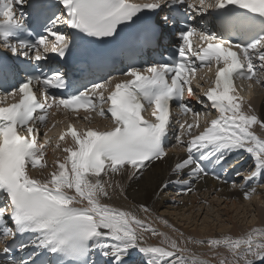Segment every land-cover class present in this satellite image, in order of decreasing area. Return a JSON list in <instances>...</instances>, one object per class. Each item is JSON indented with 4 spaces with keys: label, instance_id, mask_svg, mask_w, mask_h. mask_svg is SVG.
Masks as SVG:
<instances>
[{
    "label": "snow or ice",
    "instance_id": "1",
    "mask_svg": "<svg viewBox=\"0 0 264 264\" xmlns=\"http://www.w3.org/2000/svg\"><path fill=\"white\" fill-rule=\"evenodd\" d=\"M173 34L171 55L137 66ZM194 34L202 41L195 48ZM0 41L7 50L0 52V264H196L194 256L184 255L189 249L180 246L183 239L158 232L132 211L101 203L111 199L113 186L105 176L131 168L129 179L135 180L154 162L173 159L167 144L176 124V144L186 146V153L169 163V178L157 181L152 195L162 196L169 187L190 193L195 181L209 175L221 180L215 168L226 172L233 152H246L254 164L239 185L244 199L264 181V137L252 131L254 125L264 128V117L244 110L235 87L236 78L264 86V0H0ZM49 53L75 69L78 78L61 68L45 73L30 63ZM117 61L127 71L115 69ZM214 66V80L198 94L202 84L193 86L198 70ZM113 71L130 78L113 85L108 75ZM186 97H195L204 115L218 113L202 131H193L200 127L201 112ZM173 103L176 117L191 114L193 122L174 120ZM53 107L75 115L98 110L114 127L77 131L69 124L60 140L70 134L73 145L38 179L30 169L50 167L44 159L49 141L39 137ZM149 108L154 121L142 116ZM139 208L153 211L146 204ZM145 233L164 239L150 244ZM25 234L29 239L17 244ZM255 235L264 236V229L243 239L225 238L232 259L220 264H264V243ZM15 251L25 255L18 259Z\"/></svg>",
    "mask_w": 264,
    "mask_h": 264
},
{
    "label": "bare ground",
    "instance_id": "2",
    "mask_svg": "<svg viewBox=\"0 0 264 264\" xmlns=\"http://www.w3.org/2000/svg\"><path fill=\"white\" fill-rule=\"evenodd\" d=\"M205 80V78H204ZM199 83L202 84V81H199ZM250 98V101H248L247 99ZM244 99V110L245 111H249L248 109V105L249 103H253V101L251 100V95L247 94L243 97ZM193 100L195 101V97H193ZM258 100H260V103L258 104V114L261 117H264V96L259 98ZM203 110H205V108H203ZM215 113L218 115V113L215 111ZM258 131V130H257ZM264 132V130H263ZM62 144H60L61 146V150H63L66 147L72 146V142L70 139L65 138L63 141H61ZM47 153L51 152L48 155V164L50 165V167L47 168V170H40V171H32L30 172V174L38 179H43L47 176L48 173H50L51 171H53V167H51V165L53 164V161L56 160L57 158H60L61 160L63 159L64 155H66L67 153H63L61 155V153H57L56 155L54 154V150H53V154L55 156H52V150L48 147L47 148ZM177 155V159L179 157L182 156L181 152H175ZM244 153L245 156L249 157V154H247L246 152H241ZM173 155V159L171 161L168 162H154L152 165H149V168L146 169L143 173H142V178H137L135 180H130L129 179V173L132 171L131 168L128 169V175L125 173H116L113 175L108 176L109 180L108 182L112 183V187L108 189V191L110 192L111 195V199H102L101 203L104 204H110L112 203L113 205L117 206L118 208L125 210V211H132L135 214L136 213H140L139 211V205L141 204H146L148 207H150L151 209H153V213H156L158 211V208L160 207H167V209H171L172 207L175 210H179L184 207V205H178L177 203H170L171 200H176L175 198H178L176 196H172L170 189L168 188L166 192L163 193L162 196H159V194L157 195H152V189L155 188L157 181L163 180V179H167L170 176V171H169V163L174 164L176 162L177 159H174V154L171 153ZM61 156V157H60ZM252 165L254 167V164L252 162ZM252 167V168H253ZM251 168V169H252ZM248 176V175H245ZM244 176V177H245ZM172 179H175L176 177H171ZM244 183V180L242 182V184ZM255 182L250 183L249 187H252V184ZM264 184V181H263ZM130 185V187H129ZM120 186H122L125 189V193L122 194L121 190H120ZM255 187H256V191L255 193L258 195L259 193H261V191H263V187L258 186V183H255ZM171 197H170V196ZM159 196V198H158ZM219 196H221L223 198V201L226 199L228 201H231L232 204L234 205H239L241 204V201L245 200L242 196V190L240 189L239 185H237V187L233 188V186L230 185H221L218 184L216 181H210L208 179H205L204 181H201L199 184H197L195 186V190L192 191V193L189 195L187 194V196H183L181 199L185 200L184 198H187L188 201H186V209L188 208L189 212H192V220H195L200 218V215L202 214V209L204 208L203 205H199L200 202L202 204V202H204L205 200H207V197L210 198H218ZM127 197V198H126ZM174 197V198H173ZM180 198V197H179ZM207 198V199H206ZM178 201V203L181 202L180 199L176 200ZM87 202V201H85ZM84 204H87L85 203ZM165 203L170 204L169 206H167ZM227 203V202H226ZM189 204V205H187ZM256 208V212L257 215L260 217L258 218V220L256 221V223H260L263 222L264 223V212L262 209L258 208V206H254V210ZM193 209V210H192ZM194 211H199L194 212ZM169 212V211H168ZM144 213V212H143ZM146 213V212H145ZM228 213V212H227ZM263 213V214H262ZM149 216H151V213H147ZM230 214V212H229ZM158 215V213H157ZM159 217H162L163 219H152L151 217H147L145 218L146 222L150 225H154L156 226L158 232L160 233H164L166 234L168 237L171 236V232L169 230L166 229V226L170 225V227L173 228H180V232H183V241L184 238H188L189 236V232L187 230H181L183 227L180 226V224L176 223V221L174 219H172L171 217H168V215H166V213H159ZM140 219V218H139ZM230 221L232 219L229 218ZM143 220V219H141ZM165 220L168 223H165ZM191 220V221H192ZM215 220V219H214ZM212 220V221H214ZM164 221V222H163ZM202 224L204 225V227L200 228V227H195L194 231L196 230L197 234L199 236H204V235H208L207 238H211L212 236H214L215 239L219 238V237H224L225 235H227V233H225V231L223 230H217V233L212 234L211 231H207L206 230V226H208V222L206 220H202ZM251 221V220H250ZM251 222H255V220H252ZM193 224V223H192ZM210 224V222H209ZM174 226V227H172ZM239 226L237 225H232L231 229H229V233L228 235H231V237L234 236H240V231H238ZM258 227V226H257ZM256 227V228H257ZM211 228V227H210ZM223 228V227H221ZM174 231V230H173ZM176 232V231H174ZM177 233V232H176ZM177 235H179L177 233ZM159 236V235H158ZM145 238L148 240V242L150 244H156L159 243V239L153 236H151L150 233H145ZM181 237L179 236V239ZM198 237L195 236V239H197ZM203 240V239H202ZM191 246H194L195 242L194 241H190ZM197 245V244H196ZM181 247H184L185 245H183L182 243L180 244ZM198 246V245H197ZM197 246H195L194 248L197 249ZM200 247V246H199ZM202 248V247H200ZM201 256L206 259L208 262H212L213 264H220V261L222 259H228L231 260L232 256H230L226 251H224L222 248L217 247V248H210L207 246H203V250L201 251ZM257 264H260L259 261H257Z\"/></svg>",
    "mask_w": 264,
    "mask_h": 264
},
{
    "label": "rangeland",
    "instance_id": "3",
    "mask_svg": "<svg viewBox=\"0 0 264 264\" xmlns=\"http://www.w3.org/2000/svg\"><path fill=\"white\" fill-rule=\"evenodd\" d=\"M248 94L251 95V100L253 101V103H249V105H251V109H248V110L259 115L258 114V104L260 103V100H258V99L264 96V89L263 90L262 89H260V90L256 89L254 92H248ZM263 130H264V128H261L259 125H254L252 127V131H254L258 136H261V137H264ZM59 142H60V144H62L61 140ZM58 148L53 149L55 155L57 153H59V150H61V147L59 149ZM53 150H52V154H53ZM54 154L52 156H55ZM252 166L250 167V169L252 168ZM42 170H47V169H42ZM125 174L128 175V172ZM245 175H249V174H244V176ZM108 180H109V177L105 181L108 182ZM106 186H107V184H106ZM260 187H263V191H261V193H259L257 195L254 192L251 195L250 199H245V200L241 201V204H239V205H234V204H232L231 201H228L226 199L223 201V198L221 196H219L216 199L207 197L208 199L206 198L207 200H205L206 203L204 201V202H202V204H201V202H200V204H198V206L203 205L204 208L202 209L203 212L200 215V218L198 219V217H197V219H195V220H192V217H191L192 212L188 211L189 207L186 209V207H187L186 201H188L187 198H184L185 200H183L181 198H175L176 200H178V199L181 200L180 203H177L178 205H184V207H181L182 210L181 209L175 210L173 207L168 210L167 207L166 208L160 207V208H158V211L156 213L150 212L151 216H149L142 209H139L140 213H136V215L138 218L143 219V221L146 222L145 218H147V217H151L152 219H161V218H158L159 213H161V212L166 213V215H168V217H171L172 219H174L176 221V223L180 224V226L183 227L181 230H187L189 232L188 238H184V242L182 243L183 245H185L184 247L189 249V252L184 253V255L185 256H194L196 264H205V262H207V264H213L212 262H208L206 259H204L201 256L200 253L203 250V246H207V248L208 247H210V248L220 247L224 251H226L230 256H232L230 249L223 244V240L225 238H229L232 240H235L237 238L243 239V238H246L247 234L253 230L264 229V223L263 222H260V223L257 222L256 223V221L258 220L260 215L259 216L257 215L256 208L254 210V206L257 205L258 208L262 209L264 212V186H260ZM190 194L191 193H189V195ZM101 202H103V201H101ZM165 204L167 206L170 205L168 203H165ZM108 205L118 208L117 206L113 205L112 203H110ZM187 205H189V204H187ZM194 212L198 213L199 211H194ZM229 212H230V214H229ZM157 213H158V215H157ZM231 216H232V219L230 221L229 218H231ZM202 220H206V221L210 222V224L208 222V226H206V230L207 231L210 230L212 234L217 233V230H219V231L223 230V231H225V233H227V235H225L224 237L217 238L221 241L220 244L213 246V245H210L208 243H199L198 242L202 239L203 240L215 239L214 236H212L211 238L210 237L207 238V236H208L207 234L204 236L203 235L199 236L197 234L196 230L194 231L195 227H200V228L204 227V225L202 224V222H203ZM212 220H214V221H212ZM250 220L251 221L255 220V222H251ZM232 225H237V226H239L238 228H241V229H238V231H240V234H241L240 236L231 237L232 234L228 235V233L230 232L229 229H231ZM151 226L156 228V226H154V225H151ZM221 227H223V228H221ZM166 229L172 233L170 238L177 239V240L183 239V238L179 239L180 235H177V233L179 234V232H177V233L174 232L175 231L174 229H178V228L172 229L170 227V225H168V226H166ZM195 236L198 238L195 239ZM156 238L160 240L159 243H156V244H160V242L164 239V237H162V236H156ZM253 238L257 242L264 243V236L255 235ZM190 241H194L195 245L188 247L191 245ZM195 246H197V249L194 248ZM199 246L202 248H200Z\"/></svg>",
    "mask_w": 264,
    "mask_h": 264
}]
</instances>
